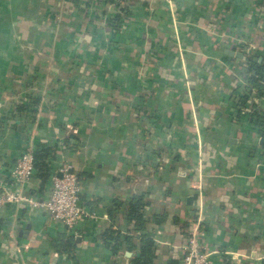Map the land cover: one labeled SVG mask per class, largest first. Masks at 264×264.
Wrapping results in <instances>:
<instances>
[{"label": "crops", "instance_id": "obj_1", "mask_svg": "<svg viewBox=\"0 0 264 264\" xmlns=\"http://www.w3.org/2000/svg\"><path fill=\"white\" fill-rule=\"evenodd\" d=\"M118 10L129 14L111 42ZM252 56L264 64V0H0V179L58 141L60 167L97 216L74 235L43 209L6 206L0 264H141L148 239L149 264H182L200 209L210 264H264V90L243 75ZM29 97L34 120L13 119ZM51 189L42 196L35 174L25 187L37 201ZM135 197L142 230L126 215ZM108 230L132 248L115 254Z\"/></svg>", "mask_w": 264, "mask_h": 264}, {"label": "built area", "instance_id": "obj_2", "mask_svg": "<svg viewBox=\"0 0 264 264\" xmlns=\"http://www.w3.org/2000/svg\"><path fill=\"white\" fill-rule=\"evenodd\" d=\"M34 161V151H26L17 160L9 179H0V209L10 205L29 204L32 208L45 210L54 222L74 235L81 223L97 219L95 214L82 206L83 187L79 176L71 172L72 168L68 163L61 165L54 175L49 197L37 201L27 196L25 187L35 174ZM195 188L200 192V186ZM204 223L205 216L200 209L188 230L182 264H210L212 251L203 244L206 236Z\"/></svg>", "mask_w": 264, "mask_h": 264}, {"label": "trees", "instance_id": "obj_3", "mask_svg": "<svg viewBox=\"0 0 264 264\" xmlns=\"http://www.w3.org/2000/svg\"><path fill=\"white\" fill-rule=\"evenodd\" d=\"M115 14L116 15H114L109 21V23L111 24V42H114V39L119 37V35L123 32L127 21L126 18L129 12H127L126 10H118ZM247 60L248 69L243 72V75L245 76V79L248 81V83L252 84L253 87L257 88L258 91L262 93L264 90L262 85L264 84V64H259L257 61H255L256 58L254 56L248 57ZM245 99H248V96H246ZM38 106L39 101H37L35 98L29 97L27 101H22L21 105L17 106V116L13 115L12 118L19 119L20 121H23L25 118L26 120H34V116L37 112ZM255 121L259 123L258 119H255ZM74 140H76V138L71 135L69 138L65 139L64 146L68 149H75V146L70 147L71 142ZM61 148L62 145H60L59 142L56 141L54 144H40L34 151L35 176L40 181L39 192L42 196H45V193L49 192V190L51 189L53 177L60 168L59 159H61V157L59 155V152ZM145 206L146 204L142 197H135L131 199V201L127 204V219L129 223H135V230H142L145 225ZM8 207H11V205ZM69 235H65V242L58 240L57 243V245H59L60 247H64V251H67L68 246L66 245V242L68 241V239L70 238V242L73 241L72 235ZM103 238L106 245L111 247L115 254H117L123 242H125L130 249L132 248V245L130 246V244H132L131 237L122 235L118 231L108 230L103 235ZM152 247V241L148 239L142 247V259H138L137 262L149 264V260H146L145 257L152 251Z\"/></svg>", "mask_w": 264, "mask_h": 264}, {"label": "water", "instance_id": "obj_4", "mask_svg": "<svg viewBox=\"0 0 264 264\" xmlns=\"http://www.w3.org/2000/svg\"><path fill=\"white\" fill-rule=\"evenodd\" d=\"M226 54H228L230 56L237 55L238 57H242L243 56L241 54H236L234 51H227ZM71 172H73V171L71 170ZM193 201H194L193 197L188 198V204H192ZM30 230H31V225H27V227L24 230L21 231L20 237L27 238L28 234L30 233ZM128 256H130V253H128Z\"/></svg>", "mask_w": 264, "mask_h": 264}, {"label": "rangeland", "instance_id": "obj_5", "mask_svg": "<svg viewBox=\"0 0 264 264\" xmlns=\"http://www.w3.org/2000/svg\"><path fill=\"white\" fill-rule=\"evenodd\" d=\"M49 57H50V55L47 54V55L45 56V60L50 61L51 59H50Z\"/></svg>", "mask_w": 264, "mask_h": 264}]
</instances>
